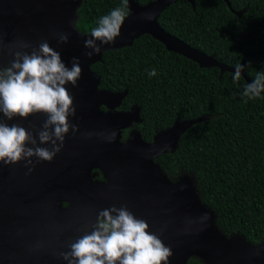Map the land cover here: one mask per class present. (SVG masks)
<instances>
[{
  "label": "water",
  "instance_id": "95a60500",
  "mask_svg": "<svg viewBox=\"0 0 264 264\" xmlns=\"http://www.w3.org/2000/svg\"><path fill=\"white\" fill-rule=\"evenodd\" d=\"M177 1L155 0L139 6L127 0L128 15L120 36L88 58L85 53L91 50L84 42L90 33L76 29L81 0H0V68L10 65L16 51L31 53L45 41L69 68L73 57L82 68L77 85L65 86L76 109L69 120L79 131L69 130L50 162L34 156L31 164L27 160L0 163V264H68L60 253L70 251L71 243L90 233L98 213L112 206H126L149 224L150 232L172 250L168 264H187L191 258L204 264H264V240L252 245L241 235L225 236L215 224V213L201 202L194 178L185 173L171 180L156 161L174 151L181 135L205 118L178 122L156 133L150 142L133 130L122 142V132L141 122L140 110L132 106L119 111L127 91L99 89L100 78L90 69L105 52L129 47L148 35L202 69L235 73L158 25L160 14ZM223 1L229 7L228 0ZM187 2L194 7L195 0ZM150 12L155 13L152 20L142 18ZM235 14L240 16L242 11ZM59 33L68 34L67 43L59 42ZM21 43L30 47L21 48ZM241 77L250 84L244 69ZM46 118L39 113L7 120L0 113V120L9 126L18 124L32 132L36 146L50 149L51 144H41L37 135ZM112 131L115 140L108 142L105 137ZM87 133L96 135L89 138ZM93 171L100 172L103 180L95 179L98 173Z\"/></svg>",
  "mask_w": 264,
  "mask_h": 264
},
{
  "label": "trees",
  "instance_id": "16d2710c",
  "mask_svg": "<svg viewBox=\"0 0 264 264\" xmlns=\"http://www.w3.org/2000/svg\"><path fill=\"white\" fill-rule=\"evenodd\" d=\"M144 6L155 0H134ZM179 0L165 9L158 25L169 35L225 66L244 61L252 83L264 71V0ZM117 7L128 13L127 0H81L76 29L91 33L101 17ZM242 11L240 16L235 13ZM100 78L99 89L127 91L121 111L140 110L137 125L144 141L172 125L201 117L185 131L174 151L156 161L176 180L190 174L201 202L216 216L227 237L238 234L252 244L264 240V92L243 96L244 78L220 75L166 50L148 35L131 46L105 52L90 66ZM155 69L156 75L149 73ZM129 130V129H128ZM128 130L123 132L124 137ZM126 139H122V142ZM187 264H204L191 258Z\"/></svg>",
  "mask_w": 264,
  "mask_h": 264
},
{
  "label": "clouds",
  "instance_id": "9594fccd",
  "mask_svg": "<svg viewBox=\"0 0 264 264\" xmlns=\"http://www.w3.org/2000/svg\"><path fill=\"white\" fill-rule=\"evenodd\" d=\"M127 15L124 8L117 7L100 18L98 26L84 42V47L91 50L85 53L88 58L100 54L101 45L115 42ZM154 16V12L142 14L147 20ZM57 35L61 44L68 42L67 33ZM19 47L30 45L21 43ZM14 56L8 67L0 68V113L7 120L45 114L47 118L37 135L41 144L50 143L51 148L36 146V139L26 128L18 124L9 126L0 120V163L11 165L27 160L31 164L34 156L50 162L63 147L69 130L79 131L69 120L76 109L74 98L65 86L69 83L73 87L77 85L82 75L80 60L73 57L69 68L60 53L46 41L41 42L38 49L33 48L31 53L16 51ZM243 69L241 64L236 65L234 82L240 80ZM149 75L155 76L156 70ZM261 92H264V71L258 72L252 83L245 86L243 96L253 99ZM92 135L96 134H86L89 138ZM115 137L116 132L112 131L105 139L112 142ZM203 219H208L207 214ZM149 228L144 219L137 218L126 206H112L101 210L93 230L71 243L70 251L60 255L68 264H168L173 255L171 248Z\"/></svg>",
  "mask_w": 264,
  "mask_h": 264
},
{
  "label": "flooded vegetation",
  "instance_id": "af4514ba",
  "mask_svg": "<svg viewBox=\"0 0 264 264\" xmlns=\"http://www.w3.org/2000/svg\"><path fill=\"white\" fill-rule=\"evenodd\" d=\"M132 107V106H131ZM101 110H105L104 108H101ZM119 110V109H118ZM130 110V109H129ZM119 111H121V110H119ZM140 124V122L139 123H137V124H133V125H131V127L130 128H128L127 130H128V132H127V134H129V132H131V131H133V130H137L139 133H140V131L138 130V128H137V125H139ZM125 131V130H124ZM123 131V132H124ZM123 132H122V138H121V141H122V139H126L127 137H128V135H126V138H123L124 137V135H123ZM141 134V133H140ZM124 142V141H123ZM94 172H96V173H98V176L95 178V179H97V180H100V181H102L103 180V177H102V175H101V173L100 172H98V171H93V173Z\"/></svg>",
  "mask_w": 264,
  "mask_h": 264
}]
</instances>
